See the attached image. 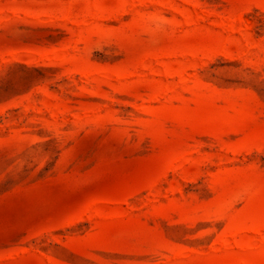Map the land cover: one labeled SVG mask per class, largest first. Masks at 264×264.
<instances>
[{
  "label": "rangeland",
  "instance_id": "rangeland-1",
  "mask_svg": "<svg viewBox=\"0 0 264 264\" xmlns=\"http://www.w3.org/2000/svg\"><path fill=\"white\" fill-rule=\"evenodd\" d=\"M0 264H264V0H0Z\"/></svg>",
  "mask_w": 264,
  "mask_h": 264
}]
</instances>
